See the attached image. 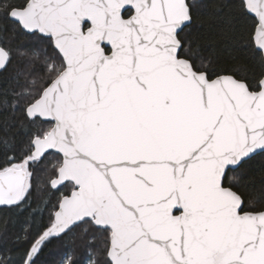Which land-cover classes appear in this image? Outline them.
<instances>
[{
    "label": "snow or ice",
    "instance_id": "1",
    "mask_svg": "<svg viewBox=\"0 0 264 264\" xmlns=\"http://www.w3.org/2000/svg\"><path fill=\"white\" fill-rule=\"evenodd\" d=\"M210 6L0 0V264H264V0Z\"/></svg>",
    "mask_w": 264,
    "mask_h": 264
},
{
    "label": "trees",
    "instance_id": "2",
    "mask_svg": "<svg viewBox=\"0 0 264 264\" xmlns=\"http://www.w3.org/2000/svg\"><path fill=\"white\" fill-rule=\"evenodd\" d=\"M206 7L204 8V13L207 14L211 12V0H204ZM11 25H8L9 31H11ZM30 37L26 35H21L18 37L20 43H27L30 41ZM231 55L235 56L239 61H245L247 59L246 53L243 49L237 48L232 51ZM246 179H249L252 186H259L264 183V157H255L253 161L249 162L245 166ZM20 221L15 216L14 212L6 207L0 208V231H3L5 235L11 241L14 233L20 228Z\"/></svg>",
    "mask_w": 264,
    "mask_h": 264
},
{
    "label": "water",
    "instance_id": "3",
    "mask_svg": "<svg viewBox=\"0 0 264 264\" xmlns=\"http://www.w3.org/2000/svg\"><path fill=\"white\" fill-rule=\"evenodd\" d=\"M2 206H0V208H1Z\"/></svg>",
    "mask_w": 264,
    "mask_h": 264
}]
</instances>
